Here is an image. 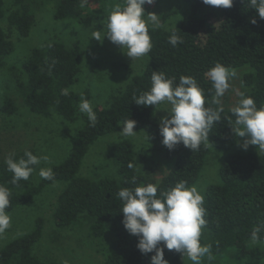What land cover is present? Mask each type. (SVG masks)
I'll return each instance as SVG.
<instances>
[{
    "label": "trees",
    "instance_id": "obj_1",
    "mask_svg": "<svg viewBox=\"0 0 264 264\" xmlns=\"http://www.w3.org/2000/svg\"><path fill=\"white\" fill-rule=\"evenodd\" d=\"M99 1L101 9L96 11L90 7L89 0L86 3L84 0H55L54 17L75 21L83 28L93 26L99 31L105 15L104 6L108 7L109 13L116 5H123L125 0ZM183 1L189 6V12L171 28L163 27L155 31L149 28L152 49L147 54L144 69L133 75L107 105L93 108L97 115L94 126L84 116V124L76 131L68 155L52 167L55 182L64 184L57 198L54 224L64 229L75 225L81 215L90 216L91 236L103 240L107 247L103 264H151V256L154 255V252L142 254L137 248L138 238L130 235L122 224V201L117 195L122 187L158 183L159 189L167 190L179 180H186L191 186L201 178L207 162L210 144L202 145L196 152L182 143L171 151L167 148V156L173 163L167 172L159 167L162 175L158 180L149 172L144 174L137 171L139 156L135 145L131 140L124 139L114 151L119 177L95 179L81 175L91 146L101 137L116 132L126 118L137 122L134 131H143L148 141L163 139L159 132L161 120L158 114L162 104L143 106L132 100L134 95L139 96L150 89L152 71H163L168 77L174 76L177 83L181 75L194 77L205 90L206 106L216 107L208 103L214 90L205 73L217 62L228 68L247 65L249 71L242 77V91L252 96L258 107L264 105V19L250 8L248 0H233L230 8L206 5L203 0ZM40 2L44 5L46 0ZM38 5L36 0H11L10 7L6 0H0V20L5 19L8 24L0 25V68L15 50L12 32L16 31L20 38L30 33ZM170 16V13L163 15V24ZM252 18L257 20L256 24L250 23ZM173 30L183 40L175 47L168 42ZM84 55L78 43L68 46L59 40L32 49L22 63L25 81L17 85L25 106L38 115L53 110L65 120L75 121L82 95L71 87L77 79ZM65 88L69 89L67 96L61 95V90ZM0 109L13 114L18 107L12 97L5 96ZM221 118L215 122L209 134V143L221 152H228L240 137L232 131L230 123L234 122L235 117L230 108H224ZM28 150L35 154L33 149ZM23 152L15 158L18 159ZM222 159L218 182L210 183L203 195L207 209L206 229L213 236L212 254L238 247L245 249L242 253L246 254L249 252L246 243L251 241L254 226L264 223V150L231 152ZM130 163L132 168L128 167ZM146 170L151 172L154 167ZM11 176L4 161L1 162L0 183L8 182ZM50 184L53 182L41 178L37 183L29 184L23 192L10 197V207L6 211L12 212L32 201ZM44 227L45 220L40 217L31 232L1 248L0 264H57L45 262L33 252L35 244L43 237ZM261 237L264 238V232ZM164 258L169 264H184L182 255L174 250L165 249Z\"/></svg>",
    "mask_w": 264,
    "mask_h": 264
},
{
    "label": "rangeland",
    "instance_id": "obj_2",
    "mask_svg": "<svg viewBox=\"0 0 264 264\" xmlns=\"http://www.w3.org/2000/svg\"><path fill=\"white\" fill-rule=\"evenodd\" d=\"M39 2L37 12L35 10V22L30 33L26 37H19L16 31L12 32L15 50L4 60L0 68V105L5 96H10L17 104L16 113L7 114L0 109V163L9 154H19L28 149H33L35 155H47L51 163L43 161L36 167L28 182L21 181L17 184L0 183L12 189V195L23 192L29 184L37 183L40 179L39 168L53 167L62 162L68 155L76 131L83 126L85 114L78 111L75 121L65 120L57 112L51 110L46 114L38 115L31 112L24 104L23 98L18 92L17 85L25 81L22 63L28 57L32 49L44 46L52 40H59L70 46L78 43L85 52L80 64L72 89L80 93L84 98L91 101L93 108L107 105L113 95L121 92L131 77L140 73L148 60V56L140 59L130 58L126 49L109 41L105 37L102 41L90 38V33L96 31L93 26L81 27L75 21L61 20L54 17L55 0ZM43 1V0H42ZM35 4V1H33ZM11 5V0H6ZM89 5L96 11L101 9L99 0H89ZM103 6V5H102ZM11 7V6H10ZM114 9V8H113ZM112 9V10H113ZM145 13H156L161 15L170 13V17L164 22L166 28H171L179 23L181 18L189 12V6L183 0H154L151 5H144ZM111 10V11H112ZM105 15L101 19L100 30H105L108 7L104 6ZM171 11H175L171 13ZM0 25L7 26L5 19L0 20ZM98 31V30H97ZM235 69L238 78L232 81L235 88L243 90L242 77L249 71V66ZM237 100L234 93L229 90L223 98V108H231ZM170 105L162 104L158 109L160 120L169 117L167 110ZM123 124L116 132L101 137L91 146L84 160L81 175L91 178L105 176L119 177L117 164L114 161L116 146L124 139L131 140L138 153V169L142 173L149 172L156 179H160L164 172L169 171L173 160L167 156V147L158 142H150L143 131L137 132L136 137H123L119 134ZM244 138L237 139L234 146L228 152H221L209 145L207 162L201 178L194 184L202 190L204 195L210 183L218 182V170L222 158L228 153H245L250 151L262 152L256 145H249L243 150L241 145ZM154 167L153 171L146 168ZM160 167V168H159ZM62 182H55L46 186L35 198L7 212L11 217V227L0 237V249L7 243L31 232L36 220L43 217L45 227L43 237L35 244L33 252L45 262H56L57 264H103L107 256V247L104 241L91 236L90 224L92 219L87 214L80 216L78 222L64 229L58 228L53 222V215L57 205L59 193L63 190ZM212 233L205 229L202 243H211ZM249 252L243 254V248H230L217 255L212 254V259L204 258L202 264H264V245L257 246L251 241L246 243ZM184 264H190L187 258Z\"/></svg>",
    "mask_w": 264,
    "mask_h": 264
},
{
    "label": "clouds",
    "instance_id": "obj_3",
    "mask_svg": "<svg viewBox=\"0 0 264 264\" xmlns=\"http://www.w3.org/2000/svg\"><path fill=\"white\" fill-rule=\"evenodd\" d=\"M153 3L154 0H125L123 5H116L107 17L105 30L92 31L90 38L102 41L107 37L123 50L126 49L127 56L132 60L146 56L152 49L149 28L155 31L165 27L161 15L145 13L144 5ZM203 3L230 8L233 0H203ZM248 5L264 19V0H248ZM250 23L256 24L257 20L252 18ZM168 42L175 47L183 43V40L173 30ZM205 76L214 90L208 103L216 107L206 106L205 90L194 77L181 75L177 83L176 77H168L163 71H152L150 89L139 96L134 95L132 100L143 106L170 105L167 110L170 118L163 117L159 126L162 144L171 151L182 143L184 147L196 152L202 145L211 144L209 134L215 122L222 119L223 98L231 90L237 100L230 108L235 117L230 125L236 136L246 138L241 148L246 151L249 145H256L264 150V105L258 107L252 96L233 86L232 81L238 78L235 69L217 62L208 69ZM61 95H69V89H62ZM78 108L94 126L97 115L91 101L82 96ZM136 123L126 118L119 134L123 137H136ZM42 161L51 163L47 155L38 156L30 150H24L18 159L14 153L9 154L4 164L6 170L12 173L11 183L17 184L29 180ZM128 167L132 168L133 165L130 163ZM38 175L43 180L55 183L51 167L39 168ZM11 195L12 189L0 184V237L11 227V217L6 211L10 207ZM117 195L122 201V224L130 235L138 238L137 248L142 254L154 252L151 264H169L164 258L165 249L180 253L183 260L187 258L190 264H202L205 257L209 260L213 258L212 244L202 243L207 227V209L202 190L197 186H189L186 180H179L167 190H161L158 183H148L133 188L122 187ZM262 232L264 223L254 226L250 234L254 245H264Z\"/></svg>",
    "mask_w": 264,
    "mask_h": 264
}]
</instances>
